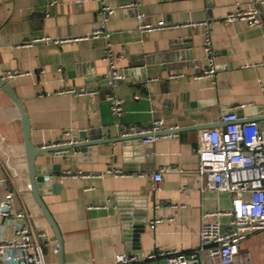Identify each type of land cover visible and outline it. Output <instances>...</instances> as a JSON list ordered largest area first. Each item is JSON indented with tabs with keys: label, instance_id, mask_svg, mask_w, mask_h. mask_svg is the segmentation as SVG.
I'll return each instance as SVG.
<instances>
[{
	"label": "crops",
	"instance_id": "1",
	"mask_svg": "<svg viewBox=\"0 0 264 264\" xmlns=\"http://www.w3.org/2000/svg\"><path fill=\"white\" fill-rule=\"evenodd\" d=\"M105 2L114 9L106 25L100 0H0V76L23 73L5 81L30 118L33 146L62 144L82 132L117 138L133 128H149L155 120H163L162 130L184 128L150 144L115 142L89 148L83 155L72 149L37 156V170L49 181L41 196L61 232L64 264H114L117 254L159 250L191 254L200 248L203 213L232 206L230 195L202 191L197 173L200 132L213 129L208 128L213 124L223 127V116L234 107H244L247 121L264 114V0ZM127 2L137 3V8L121 9ZM253 6L263 25L226 22L230 12ZM137 14L155 24L164 20L168 27L141 33ZM103 27L107 38H93ZM207 28L217 72L213 78L196 79L195 64L201 69L209 65ZM41 38L46 40L33 42ZM108 43L120 58L117 68L124 76L114 87L107 82ZM177 74L185 76L171 77ZM65 90L86 93H61ZM111 95L124 100L120 116L111 112ZM0 133L6 138L0 178L14 193V212L32 215L35 226L48 233L46 259L56 264L55 235L30 189L21 116L4 91ZM169 167L179 171L164 173L160 189L153 191L151 175ZM109 169L124 175L114 176ZM68 170L88 177L63 178ZM129 203L146 208L138 249L126 234L129 225L122 212ZM155 218L162 222L151 229L149 222ZM220 221L229 229L228 218ZM14 224L13 218L5 220L0 238H7ZM201 259L202 264H213L205 251ZM136 264L167 263L156 259ZM235 264H264V232L241 244Z\"/></svg>",
	"mask_w": 264,
	"mask_h": 264
},
{
	"label": "built area",
	"instance_id": "2",
	"mask_svg": "<svg viewBox=\"0 0 264 264\" xmlns=\"http://www.w3.org/2000/svg\"><path fill=\"white\" fill-rule=\"evenodd\" d=\"M101 1V15L103 24L106 25L114 13V9ZM261 0H257V3ZM121 9L135 10L137 3L127 2L120 6ZM139 20L138 29L141 33H150L167 28L164 20L151 23L146 21L144 14H137ZM246 21L251 27L263 25L259 17V9L253 6L248 9H238L226 16L227 23ZM103 28L95 30L93 38L105 37ZM45 41L36 39L33 42ZM31 42V43H33ZM204 49L209 55V65L201 69L194 66L193 77L196 79L213 78L217 68L214 63L209 28L206 31ZM105 60L109 64L107 80L111 86H116L124 80V76L117 68L119 57H115L108 43L105 51ZM21 72H5L2 79L11 80L22 76ZM177 74L174 77H184ZM0 86V92H2ZM65 94H84L85 90H65ZM110 109L113 114L120 116L123 113L124 100L111 95L108 97ZM243 106L234 107L222 118L223 127L202 130L199 134L197 149L198 167L197 173L202 185V191H216L230 195L232 206L228 210H210L202 215L200 229V248L191 254L180 253L177 250H159L153 253H122L114 258V264H136L147 260L164 259L167 264H202L201 252L205 251L213 264H235L239 256L241 244L251 235L264 232V127L260 122L247 121L239 118L238 111ZM164 127L163 120H155L149 128H133L122 135H149L143 139V144L155 142L160 136H156ZM73 144L68 141L62 144ZM6 144V138L0 133V153ZM179 171L177 168L159 169L151 175L153 191L160 189L163 174ZM109 174L123 176L119 169H109ZM88 177L81 171L68 170L63 178ZM0 190L3 197L0 201V227L4 221L10 218L15 220L12 233L7 238H0V264H51L47 261L43 244L49 240L48 233L39 229L33 223L32 215L26 212H14V193L7 191L5 182L0 178ZM181 192H186L182 189ZM177 208V205H170ZM155 210L158 205L153 207ZM221 218L229 219V229H224ZM162 222L161 218H155L149 222V227L155 229ZM38 230H37V229ZM58 254V248L54 249Z\"/></svg>",
	"mask_w": 264,
	"mask_h": 264
},
{
	"label": "water",
	"instance_id": "3",
	"mask_svg": "<svg viewBox=\"0 0 264 264\" xmlns=\"http://www.w3.org/2000/svg\"><path fill=\"white\" fill-rule=\"evenodd\" d=\"M107 81V80H106ZM108 82V81H107ZM0 86L2 90L9 96V98L13 101L16 105L23 124V131H24V143H25V150H26V161L28 166V174H29V182H30V189L33 194V197L38 204L42 214L44 215L45 219L51 226L53 233L55 235V240L58 246V262L56 264H64V257H63V239L61 232L58 228L57 223L55 222L53 216L49 212L47 206L45 205L42 196H41V188L47 182V176L37 170L35 160L38 155L43 153L49 152H66L72 149H78L80 154H85L89 148L100 146L103 144H110L115 142H128V141H136L149 137V135H121L117 138L111 139H103L96 134H92L88 136L87 133L82 132L78 138H73V144H55V145H46L40 148H37L31 144L30 141V133H31V122L30 118L27 115L21 100L17 97L14 93L13 89L9 85L7 81L2 79L0 76ZM239 118L243 117L242 110L238 111ZM251 121L260 122L261 125L264 124V114H260L259 116H255L251 118ZM263 126V125H262ZM217 127V124H213L208 128ZM184 129V128H183ZM182 128H174L172 130H162L156 136H164L168 134H174L183 131ZM131 203V202H130ZM130 203L125 206L127 210L123 211L122 213L125 216V221L128 223V227L126 229L127 237L130 239L132 243V247L134 249H138L139 247V237L140 234L144 232V223H142L143 217H145V206H137L139 208H134L133 205Z\"/></svg>",
	"mask_w": 264,
	"mask_h": 264
},
{
	"label": "rangeland",
	"instance_id": "4",
	"mask_svg": "<svg viewBox=\"0 0 264 264\" xmlns=\"http://www.w3.org/2000/svg\"><path fill=\"white\" fill-rule=\"evenodd\" d=\"M43 248H44V253H45V255H47V254H46V246H45V244H43Z\"/></svg>",
	"mask_w": 264,
	"mask_h": 264
}]
</instances>
